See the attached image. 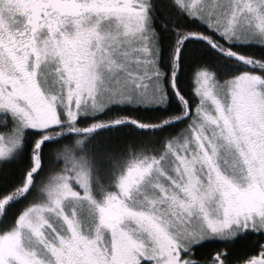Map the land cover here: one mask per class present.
<instances>
[{
  "label": "snow or ice",
  "instance_id": "1",
  "mask_svg": "<svg viewBox=\"0 0 264 264\" xmlns=\"http://www.w3.org/2000/svg\"><path fill=\"white\" fill-rule=\"evenodd\" d=\"M0 264H264V0H0Z\"/></svg>",
  "mask_w": 264,
  "mask_h": 264
}]
</instances>
